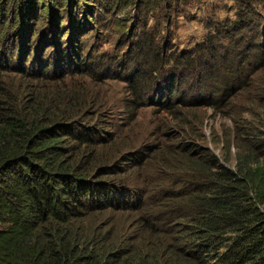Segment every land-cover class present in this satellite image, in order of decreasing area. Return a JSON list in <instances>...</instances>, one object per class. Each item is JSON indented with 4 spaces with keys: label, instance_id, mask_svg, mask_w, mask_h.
I'll return each instance as SVG.
<instances>
[{
    "label": "trees",
    "instance_id": "1",
    "mask_svg": "<svg viewBox=\"0 0 264 264\" xmlns=\"http://www.w3.org/2000/svg\"><path fill=\"white\" fill-rule=\"evenodd\" d=\"M95 1L0 0V264H264V135L243 118L264 108L255 100L264 98V73L236 111L222 98L229 78L206 70L213 31L193 49L161 56L148 88L142 76L133 78L116 123L97 127L83 88L64 81L101 69L100 55L85 57L73 44L83 31L74 22L93 17ZM104 1L100 14L108 3H137ZM75 4L77 17L60 34L58 12ZM126 24L117 25L120 35ZM150 42L149 34L136 41V69L156 56L159 45ZM263 46L264 25L252 39L253 55ZM186 66L200 74L180 80ZM149 104L179 120L200 108L238 115L228 145L240 151L236 168L189 140L176 144L178 151L134 145L132 112ZM161 170L168 175L151 174Z\"/></svg>",
    "mask_w": 264,
    "mask_h": 264
},
{
    "label": "rangeland",
    "instance_id": "2",
    "mask_svg": "<svg viewBox=\"0 0 264 264\" xmlns=\"http://www.w3.org/2000/svg\"><path fill=\"white\" fill-rule=\"evenodd\" d=\"M92 5L96 7L95 12L93 17H85L86 22L82 16H76L78 8L76 4L71 6V10L64 6L58 12L57 24L60 27L59 33L65 35V28L70 26L72 18L77 17L74 25L83 27V31L77 34L73 42L74 48L81 51V55L85 57L89 55L102 57L103 63L98 75L92 77L77 75L64 80L68 84H77L78 88H83L81 91L87 94L88 99L85 105L86 112L88 115H96L93 125L97 127L101 125L100 121L116 123L121 105L124 99L129 97L133 78L142 76L145 82L143 88H148L157 77L158 72L155 70L163 64L161 56L168 54L170 50L180 54L184 50L193 49L213 31L212 42L206 43L205 46L211 44L210 52L214 49L215 52L205 59L206 70L210 67L212 75L220 74L229 78L228 83H231L229 92L222 98L231 102L236 111L241 109V102L248 99V91L259 84L257 77L264 73V46L260 55H253L250 49L252 39L260 36V27L264 25V0H158L152 6H143V3L137 0L135 6L120 8L108 3V10L102 14L97 7L102 9L105 5L104 0H97ZM128 14L130 16H127ZM52 20L53 18L46 20V25ZM234 20L237 24L233 28L227 26ZM124 22L127 23L126 31L120 35L122 29L117 25ZM54 26L55 23L50 28ZM239 26L244 28H238ZM224 27H227V30H224ZM146 34L150 36V44L157 43L159 48L156 56L148 60L151 62L148 68L136 69V65L131 62V59H136V53H140L139 51L135 53V44ZM69 38L70 34L63 36L61 41L66 42ZM240 45L245 47L242 51H238ZM48 50L51 53L54 51L53 47ZM10 55L11 53H7L8 57ZM16 57L15 53L14 60ZM180 71L183 74V77H180L182 81L194 79L198 73L200 74L198 68L189 66L182 67ZM178 73L174 77H178ZM9 76L15 77L12 73ZM195 83L192 91L200 85L198 81ZM255 100L264 105L262 96ZM194 111L196 112H182L181 115L185 116L179 120L177 114L164 111L160 105L149 104L135 109L130 125L133 144L162 145L170 151H178L173 149L176 144L189 140L197 146L209 148L224 164L236 168V159L240 151L237 145L230 147L228 145L233 143L229 139H234L237 130L234 119H237L238 115L231 117L215 112L211 108ZM263 113L264 108L257 105L255 114L246 112L243 116L256 123V132L260 136L264 135ZM243 137L248 136L244 134ZM149 168L152 166L149 165ZM151 174L157 177L168 175V172L161 170ZM179 177L182 175L179 174Z\"/></svg>",
    "mask_w": 264,
    "mask_h": 264
}]
</instances>
